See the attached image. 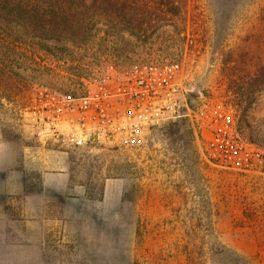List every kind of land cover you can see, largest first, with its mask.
<instances>
[{"label":"rangeland","instance_id":"374dc122","mask_svg":"<svg viewBox=\"0 0 264 264\" xmlns=\"http://www.w3.org/2000/svg\"><path fill=\"white\" fill-rule=\"evenodd\" d=\"M157 1L121 0L153 14L130 33L94 15L85 36L42 39L0 16V264H264V84L244 88L264 0ZM142 62L177 63L190 107L231 109L252 159L214 164L185 118L76 145L74 113H42L46 93L78 98Z\"/></svg>","mask_w":264,"mask_h":264},{"label":"built area","instance_id":"2783aa9c","mask_svg":"<svg viewBox=\"0 0 264 264\" xmlns=\"http://www.w3.org/2000/svg\"><path fill=\"white\" fill-rule=\"evenodd\" d=\"M113 70L109 66L78 98L45 94L42 113L56 120L74 113L66 136L76 145L116 143L119 138L126 146L134 135L185 118L206 135L205 151L214 164L237 169L252 159L251 145L240 138L231 109L208 101L187 104L177 81V63H134L119 77L110 75Z\"/></svg>","mask_w":264,"mask_h":264},{"label":"trees","instance_id":"16d2710c","mask_svg":"<svg viewBox=\"0 0 264 264\" xmlns=\"http://www.w3.org/2000/svg\"><path fill=\"white\" fill-rule=\"evenodd\" d=\"M157 4H163L165 9L170 8L169 2L163 3L158 0ZM122 5L121 0H0V16L9 21L26 23L31 33L34 36H39L38 38H42L45 33L60 34L65 32H78L80 35L85 36L87 27L94 15L119 21L125 29L123 31L128 33L133 31L131 29L138 28L142 30L143 24L140 26L139 24L145 21L146 18L148 21L151 20L153 14L146 4H142V8L129 6L128 9L131 11ZM93 9H96L98 13H95ZM162 10L159 5L154 9L155 13L159 11L158 15L162 16L167 15V12L170 11L165 10L166 12H162ZM256 31H264V21L257 26ZM54 40L56 41V39ZM262 61L260 62L257 59L258 63H256L255 73L253 74L256 79L247 77L249 82L244 85V88L249 85L256 87L258 84H264V59ZM233 94L237 97L241 93L238 91L233 92Z\"/></svg>","mask_w":264,"mask_h":264},{"label":"crops","instance_id":"0c3cea01","mask_svg":"<svg viewBox=\"0 0 264 264\" xmlns=\"http://www.w3.org/2000/svg\"><path fill=\"white\" fill-rule=\"evenodd\" d=\"M233 170H235V169H233ZM238 171V170H237Z\"/></svg>","mask_w":264,"mask_h":264}]
</instances>
